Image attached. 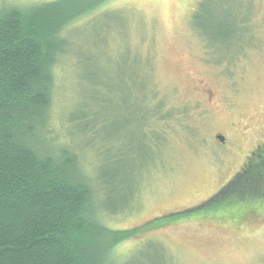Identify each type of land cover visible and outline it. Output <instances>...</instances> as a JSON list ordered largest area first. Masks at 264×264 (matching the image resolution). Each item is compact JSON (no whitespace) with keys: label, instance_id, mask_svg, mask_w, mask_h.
<instances>
[{"label":"rangeland","instance_id":"obj_1","mask_svg":"<svg viewBox=\"0 0 264 264\" xmlns=\"http://www.w3.org/2000/svg\"><path fill=\"white\" fill-rule=\"evenodd\" d=\"M51 1L74 16L62 32L41 144L49 153L76 152L92 176L113 169L126 180L107 189L94 180L104 207L127 206L105 218L109 229L196 206L237 178L254 153L264 156V0H206L208 11L220 3L223 21L237 25L235 55L205 49L190 24L198 0H0V7ZM220 57L227 60L215 63ZM144 82L147 109H162L143 125ZM114 132L119 158L110 163L103 144ZM258 208L240 221L175 220L120 241L114 253L122 264H264V205Z\"/></svg>","mask_w":264,"mask_h":264},{"label":"trees","instance_id":"obj_2","mask_svg":"<svg viewBox=\"0 0 264 264\" xmlns=\"http://www.w3.org/2000/svg\"><path fill=\"white\" fill-rule=\"evenodd\" d=\"M206 5V0L197 1L190 17L192 28L213 55H235L231 47L232 38L239 32L237 25L223 21L225 10L220 3L216 8L211 4L213 12ZM67 11L58 1L0 7V264H122L114 253V246L122 240L179 219L222 217L240 221L248 209L261 208L264 156L259 151L237 178L202 203L126 231L107 227L105 218L127 206L120 202L117 211L104 207L96 200L94 180L107 189L108 184L112 186L120 179L118 171L101 169L99 177L92 176L76 152L58 148L49 153L41 144L55 67L65 42L62 32L74 16ZM222 47L231 49L222 51ZM145 83L137 99L144 111L143 125L146 116L162 109V103L152 112L147 109ZM98 84L105 91L111 87ZM97 99L100 103L113 102L108 96ZM116 134L104 138L103 150L111 151L106 162L119 158V152L112 151L119 139ZM145 143L152 144L148 139ZM124 182L119 180L121 185ZM147 242L145 247H150Z\"/></svg>","mask_w":264,"mask_h":264}]
</instances>
